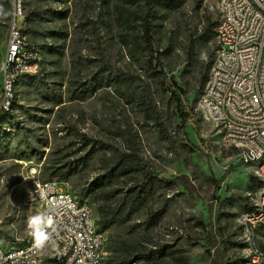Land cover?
I'll list each match as a JSON object with an SVG mask.
<instances>
[{"label":"rangeland","instance_id":"rangeland-1","mask_svg":"<svg viewBox=\"0 0 264 264\" xmlns=\"http://www.w3.org/2000/svg\"><path fill=\"white\" fill-rule=\"evenodd\" d=\"M136 1L26 0L41 62L17 84L9 110L1 108L0 74V113L7 114L0 117V247H24L38 233L44 210L34 188L56 181L93 207L107 264L121 263L117 249L123 242L145 249L134 264H155L149 251L166 254L168 264L177 263L178 251L189 264H251L240 217L261 178L256 166L242 164L237 152L224 147L220 128L204 121L199 107L201 73L215 60L221 13L207 0H175V8L173 0H151L160 67L184 89L185 104L198 116L184 128L145 52L121 40L131 32L129 20L141 25L135 12L149 10L147 0ZM9 4L0 0V65ZM207 17L216 24L210 43L201 39ZM18 24L24 27V17ZM192 40L196 47L187 62ZM123 160L129 170L118 178L115 164ZM61 168L62 177L55 173ZM107 180L120 191L112 206L132 187L154 182L156 191L146 206L128 208L124 225L102 230V203L93 191ZM150 209L161 219L147 228ZM31 217H39L32 228Z\"/></svg>","mask_w":264,"mask_h":264},{"label":"built area","instance_id":"built-area-1","mask_svg":"<svg viewBox=\"0 0 264 264\" xmlns=\"http://www.w3.org/2000/svg\"><path fill=\"white\" fill-rule=\"evenodd\" d=\"M12 11H16L17 0H9ZM220 12L228 13L227 24H221L217 34L218 50H221V61L215 65V73L209 74L206 102L201 108L209 109L208 123L218 126L227 135L229 149L238 153L240 162L246 165L249 152L257 153L258 158L264 153V37L261 27L264 26V0H258L259 17L251 19L250 0H214ZM17 13V25L13 28V38L7 41L5 64L9 54L23 48L24 41H29L30 33L20 34L18 19L25 17ZM39 54V52L37 53ZM34 58L20 59L17 70L29 72V65H34ZM12 74L3 73L4 99L1 108L8 102V79ZM56 181L39 182L37 201L43 210L52 212V234L43 243H56L62 253L68 245V238L82 239V247L74 259L67 264H97V252L100 249L101 237L94 236L87 230L89 203L87 206L71 205L68 193L72 191ZM261 210L258 215H244L245 225L250 229L252 248L264 245V187L259 193ZM37 244L36 248L43 246ZM34 248V249H36ZM33 249V250H34ZM13 250V256L0 253V264H13L25 259L27 254ZM47 256H50L48 253ZM256 261L262 254L255 253ZM43 258H39L41 263Z\"/></svg>","mask_w":264,"mask_h":264},{"label":"trees","instance_id":"trees-1","mask_svg":"<svg viewBox=\"0 0 264 264\" xmlns=\"http://www.w3.org/2000/svg\"><path fill=\"white\" fill-rule=\"evenodd\" d=\"M126 4L136 5V0H126ZM170 8H175L177 6V2L175 0L171 1ZM10 5V4H9ZM148 12L143 16V14H139L135 12L138 20H141L142 23L139 25L136 21L132 23L129 20V26L131 32L126 36L122 37L121 40L126 46H132L134 50L137 52H145L148 57L147 62L150 68L154 69L156 75L162 79L163 86L166 87L167 92L172 96V99L176 105L178 116L181 120V125L185 128L189 124H194L197 121L198 116L195 114L193 109H190L184 100V96L186 92L184 89L177 85L173 78H170L163 69H161V64L159 58L156 56L155 52V38L153 36V24L152 18L156 17V11L154 3L151 0H147ZM215 26L216 24L211 21V17H207L206 24L203 26L201 39L206 43H210L215 40ZM30 33V30L28 29ZM196 47V42L191 41L189 52L187 55V62L191 61V56L193 55ZM211 68V67H210ZM209 67L204 66L201 73V86L204 89L208 74ZM0 117L2 120L7 119V114L0 113ZM126 160H123L119 163L115 164L114 172H117V177H121L122 174H127L126 171L129 170L127 164H123ZM73 169L72 165L70 166ZM55 173H58L60 177L64 175L63 168L56 169ZM255 180V178H254ZM259 187V184L254 185V189L256 190ZM96 191L94 192V198L101 201L102 205L100 207V221L99 228L102 230L110 229L114 224H125L128 219L124 217L125 212L129 207H142L146 206L149 201V196L154 194L156 191V186L154 182L148 183L143 187L139 188V186L130 188L127 193L122 198L123 201L112 206L113 199L117 197L120 193L118 189L113 188L112 183L110 181H105L100 184ZM149 220L147 222V228L155 226L161 219V213L155 212L153 209L149 210ZM118 250V259L120 260V264H134L137 262L138 255L144 252V248L142 245L136 244H126L121 243V246ZM143 250V251H142ZM148 259L155 260V264H168L163 259L167 256L162 253L159 256H156L153 251H149ZM177 255L176 264H189L188 258L183 255V252L178 251L174 252ZM165 256V257H164ZM112 264V263H109Z\"/></svg>","mask_w":264,"mask_h":264},{"label":"bare ground","instance_id":"bare-ground-1","mask_svg":"<svg viewBox=\"0 0 264 264\" xmlns=\"http://www.w3.org/2000/svg\"><path fill=\"white\" fill-rule=\"evenodd\" d=\"M207 1H210L212 4H214V0H207ZM257 6H258V0H250L251 19H258L259 17V8ZM17 13L20 15H26L24 17L25 19L24 27L22 29L20 28V34H28V24H27L28 11L26 6V0H17L16 11H12V17L9 24L7 41H11V39L13 38V28L11 27V25H17ZM220 13H221V18L216 27V34H218L221 31V24H227V20H228L227 12H220ZM261 37H264V26L261 27ZM38 52L39 54H37ZM35 56L36 58L34 59V65H29V72L20 73V70H17L18 65L20 63V59L34 58ZM220 61H221V50H217V54L210 68L209 74L215 73V65L217 64V62ZM40 62H41L40 49L38 45L33 42L30 35L29 41H24L23 48H18L15 51H12L9 54L8 59H6L5 64L2 65L1 63L0 65L1 77L3 73L12 74L10 79H8V87H9L8 102L4 110H9L11 108L13 92L15 91V88L17 87V84L20 82L22 77H24L27 74H30L33 70H35L39 66ZM209 74L206 85L202 91L199 100L201 117L206 122L209 119V109L201 108V105H203L206 102L207 87L209 85ZM221 137L224 147L229 149V146L227 144V135H225V132H221ZM246 165H252L257 167L258 170L257 175L261 178V183H258L259 187L249 195L250 207L248 211L244 212L241 215L240 224L242 227L243 235L245 237L246 251L250 263L264 264V256H259L257 258V261L255 256V253L264 255V245H255V249L252 248L250 229L247 227V225H245L244 220H242L244 215H258L261 210V201H260L259 193H260V187H264V153L257 160V153L249 152V158L246 160ZM33 196L36 199L37 197L36 187L34 188ZM68 201L71 205L87 206L88 204L87 201L80 200L73 192L68 193ZM89 213L90 214H88V219H87V230L89 231V233H93L94 236L101 237L100 249L103 250V252H97V264H107L104 259L105 236L97 228L94 210L90 204H89ZM51 223H52L51 210H44V224L42 228L38 231V233L29 241L27 245H25L24 247L12 248L8 250H4L3 248L0 247V253H5V256H13V250L17 251L18 253H27L32 251L34 248H36L38 244L36 238L37 235L43 234V231L44 234H52ZM80 247H82V239H77V237L68 238V245L65 248V253H62V257H61L60 248L59 246H57L56 243H43L42 247L34 249L33 253L27 254L25 256V259L15 262L13 264H67V261L74 259L76 253L80 251ZM48 253H50V256H47ZM39 258H43V261L41 263H38Z\"/></svg>","mask_w":264,"mask_h":264},{"label":"clouds","instance_id":"clouds-1","mask_svg":"<svg viewBox=\"0 0 264 264\" xmlns=\"http://www.w3.org/2000/svg\"><path fill=\"white\" fill-rule=\"evenodd\" d=\"M39 222V217H31L30 219H29V221H28V226L30 227V228H32L34 225H36L37 223ZM35 234V233H34ZM37 242H38V244H40V243H43V241L45 240V239H47V237L46 236H44L43 234H39V235H37Z\"/></svg>","mask_w":264,"mask_h":264}]
</instances>
